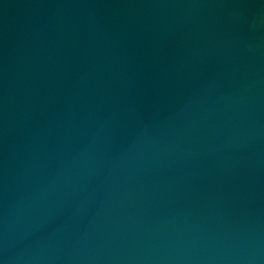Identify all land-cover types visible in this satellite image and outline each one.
Here are the masks:
<instances>
[{
    "label": "water",
    "instance_id": "95a60500",
    "mask_svg": "<svg viewBox=\"0 0 264 264\" xmlns=\"http://www.w3.org/2000/svg\"><path fill=\"white\" fill-rule=\"evenodd\" d=\"M0 264H264V0H0Z\"/></svg>",
    "mask_w": 264,
    "mask_h": 264
}]
</instances>
